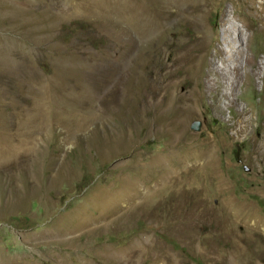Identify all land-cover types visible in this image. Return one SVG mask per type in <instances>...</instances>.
Instances as JSON below:
<instances>
[{"label":"rangeland","instance_id":"374dc122","mask_svg":"<svg viewBox=\"0 0 264 264\" xmlns=\"http://www.w3.org/2000/svg\"><path fill=\"white\" fill-rule=\"evenodd\" d=\"M262 2L0 0V264H264Z\"/></svg>","mask_w":264,"mask_h":264},{"label":"bare ground","instance_id":"6f19581e","mask_svg":"<svg viewBox=\"0 0 264 264\" xmlns=\"http://www.w3.org/2000/svg\"><path fill=\"white\" fill-rule=\"evenodd\" d=\"M262 6H264V0H263V2H262ZM261 8V7H260ZM263 8V7H262ZM225 34V33H224ZM246 43H247V41H246ZM231 51H233V52H238V54H239V50H237V49H235L234 47H231ZM229 57H232L231 55H229ZM229 57L227 58V59H229ZM250 58V57H249ZM247 57H245V65H244V67H246V64H247ZM241 67L243 68V64H242V66H241V64L240 65H235V66H233V67H231V66H229V65H225L224 67H222L221 69L222 70H225V71H223V72H221L220 74H222L223 75V79H226V82H227V87H229V89H230V94L232 95L233 94V90L234 89H236V88H238V91H239V93L241 94L243 91H244V89H245V82H246V79L245 78H247L246 77V75H247V70H245V74H240L239 75V77L238 78H236L237 76H236V71H237V69H241ZM232 71H233V73L234 74H232ZM228 74H230V75H232V76H230L229 77V75ZM228 80V81H227ZM212 88H215V87H218L217 86V81H216V79H213V82H212V84L210 85ZM226 87V86H225ZM262 90H263V88H262ZM261 90V91H262ZM260 91V92H261ZM260 96H261V94H260ZM259 96V97H260ZM263 98H264V93L262 94V96L259 98V100H260V102L261 101H263ZM237 100V98H235V97H233L232 98V101H236ZM246 109H247V107L246 106H243L242 107V111L243 112H246ZM248 110V109H247ZM247 122V120H245L244 118H240V119H237V120H235V121H233V122H229L230 123V125L232 126V127H234L235 129H236V133H239V132H242L243 131V127H244V125L243 124H245ZM227 124H228V122H227ZM256 152V151H255ZM199 157H202L203 156V154H201V153H198L197 154ZM198 166V165H197ZM199 167V166H198ZM201 178V177H200Z\"/></svg>","mask_w":264,"mask_h":264},{"label":"water","instance_id":"95a60500","mask_svg":"<svg viewBox=\"0 0 264 264\" xmlns=\"http://www.w3.org/2000/svg\"><path fill=\"white\" fill-rule=\"evenodd\" d=\"M192 128L197 129V128H198V123H197V122H194V123L192 124Z\"/></svg>","mask_w":264,"mask_h":264}]
</instances>
